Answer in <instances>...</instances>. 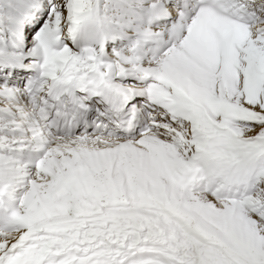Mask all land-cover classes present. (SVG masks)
<instances>
[{"label":"snow or ice","instance_id":"1","mask_svg":"<svg viewBox=\"0 0 264 264\" xmlns=\"http://www.w3.org/2000/svg\"><path fill=\"white\" fill-rule=\"evenodd\" d=\"M0 264H264V0H0Z\"/></svg>","mask_w":264,"mask_h":264}]
</instances>
